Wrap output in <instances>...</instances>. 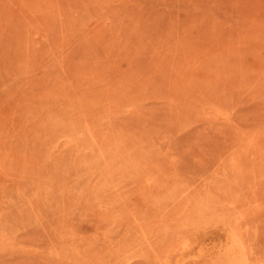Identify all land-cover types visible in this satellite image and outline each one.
Returning <instances> with one entry per match:
<instances>
[{"label": "rangeland", "instance_id": "374dc122", "mask_svg": "<svg viewBox=\"0 0 264 264\" xmlns=\"http://www.w3.org/2000/svg\"><path fill=\"white\" fill-rule=\"evenodd\" d=\"M0 264H264V0H0Z\"/></svg>", "mask_w": 264, "mask_h": 264}]
</instances>
